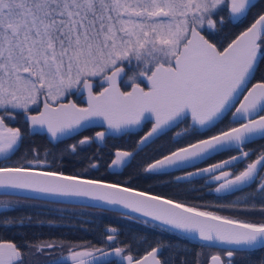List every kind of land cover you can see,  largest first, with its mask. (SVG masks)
<instances>
[{
  "label": "snow or ice",
  "instance_id": "6c2138e0",
  "mask_svg": "<svg viewBox=\"0 0 264 264\" xmlns=\"http://www.w3.org/2000/svg\"><path fill=\"white\" fill-rule=\"evenodd\" d=\"M225 7L236 20L250 9L251 0H0V195L17 197L4 200L3 207L19 203L22 192L40 194L34 199L83 197L119 206L130 220L138 219L131 215L137 213L158 222V227L230 246L227 261L216 253L207 264H234L236 252L264 248V219L229 218L127 185L43 170L36 147L12 159L26 135L9 123L17 114H23L28 132L46 130L53 140L96 120L106 125L94 137L70 145L72 152L151 122L131 150L114 151L108 168L128 167L145 153L137 172L158 176L179 170L183 174L174 177L177 184L192 183L198 176L206 186L214 182L209 190L217 194L245 192V186L256 184L242 203L222 207L264 214V145L258 151L245 147L255 137L264 139V82L247 87L258 54L264 55V12L222 46L208 33L220 31L224 17L216 16ZM73 96H86V106L69 99ZM228 113V123L217 128ZM188 117L181 140L172 137L156 144ZM213 128L211 135H203ZM193 135L197 139H190ZM150 147L153 154L146 152ZM225 152L235 154L196 167ZM89 160V167L99 166L94 157ZM189 167L195 171H184ZM149 219L139 222L147 225ZM117 231L107 227L106 240L114 241ZM171 247L157 240L135 258L127 244L96 246L53 238L26 241L21 249L0 240V264H24L26 256L38 255L48 258L46 264H170L160 253ZM57 249H67V256L56 255ZM200 256L195 254L193 264H202ZM179 264L188 261L180 258Z\"/></svg>",
  "mask_w": 264,
  "mask_h": 264
},
{
  "label": "trees",
  "instance_id": "16d2710c",
  "mask_svg": "<svg viewBox=\"0 0 264 264\" xmlns=\"http://www.w3.org/2000/svg\"><path fill=\"white\" fill-rule=\"evenodd\" d=\"M262 12H264V0H258L251 5L241 19L232 23L227 8H222L216 16L217 20H219L220 16L224 17L223 24L219 25L220 31L209 32L208 35L214 42H219L222 46H226L230 39L235 38L236 35L250 26ZM257 63V73L264 71V57L260 61L257 60ZM127 71L129 74L132 72L131 68L127 69ZM256 76L257 74H255ZM72 98L80 104L78 98L74 96ZM149 127L150 123H146L141 132L137 134H127L118 139L107 138L102 148L92 143L87 146H78L75 152L69 150L68 142L53 146L47 144L42 137L25 135V145L19 149L17 154L20 156L27 154V149L36 147L40 149V159L48 163L46 167H40L43 170L60 171L67 175H80L85 178L103 179L108 182L127 185L150 194L179 199L189 205L205 208L229 218L247 219L255 222H260L264 219V214L259 211L241 212L222 207L223 205L242 203L246 197V192L251 191L255 187H246L245 192L218 195L214 191L209 190L210 185L208 182L206 186L205 181L201 179L193 180L192 183H175L174 177L179 175L178 172H170L169 174L158 176L139 173L136 171V166L145 153L137 156L136 160L132 161L121 172L109 173L107 164L110 162L112 152L117 148L131 150L134 142ZM95 131L96 129L84 131L73 137L69 145L77 144L82 137H92ZM180 133V136H175L176 140H181L180 137L182 134L184 135V131ZM211 134L212 132H208L204 136ZM194 136H191L190 139L193 140ZM172 137L174 135L169 136L167 133L158 138L156 144L168 141ZM152 147L155 146L153 145ZM152 147L146 149L148 154H153ZM92 157L99 162V166L96 169L89 167V158ZM29 158L31 157L29 156ZM0 198L10 201L17 199V197H5L3 195H0ZM19 201V203L10 204L13 206L11 209L0 213V240L15 242L21 249H25L26 241L35 242L53 238L66 242L81 244L90 242L96 246H103L104 244H110L106 241V235L108 234L106 229L111 226L118 230L116 233L119 234L117 240H119L120 244L130 245L131 253L136 256L144 255L146 250H150L149 244L154 245L157 240H160L166 245H172L171 248L162 249L160 253L161 258L169 260L170 264L173 260L176 261V264H179L180 258L186 259L188 264H193L196 248L202 250V264H207L210 258H207V254L211 252L214 254L220 253L222 259H225L223 253L227 249L192 240L164 227H158L151 222L147 224L149 227L145 225L143 227L138 224L143 219L138 217V219L130 220L126 216L121 215L120 212L112 210L34 199L26 196H20ZM6 220L13 222L5 223ZM49 221H52V223H49ZM140 237L145 239L141 240ZM65 250L67 249L63 251ZM177 250L179 255H177ZM27 259H31L34 264H46L39 258L33 260L28 257ZM232 259L234 264H260V261L264 260V248L236 252Z\"/></svg>",
  "mask_w": 264,
  "mask_h": 264
},
{
  "label": "flooded vegetation",
  "instance_id": "af4514ba",
  "mask_svg": "<svg viewBox=\"0 0 264 264\" xmlns=\"http://www.w3.org/2000/svg\"><path fill=\"white\" fill-rule=\"evenodd\" d=\"M264 57V55H260V54H258V57H257V60L258 61H260V59H262ZM258 71H257V68H256V70H255V72H254V75H253V77H252V79L250 80V82H249V84H248V88H251L252 87V85L253 84H255V83H258V82H264V71H262V72H259V73H257ZM255 74H257V76L255 77ZM246 92H247V89H245V93L244 94H246ZM75 97V96H74ZM243 96H241L239 99L241 100V98H242ZM79 100V99H78ZM238 103H239V101H237V104H236V106L238 105ZM79 105H81V103L79 104ZM235 109H233V111H234ZM230 117H231V113H228L227 114V116H225L224 117V119L217 125V128H219V127H222L223 125H226L227 123H228V121H229V119H230ZM190 121L187 119V121H185V123H182V124H180L178 127H174V128H172L171 130H169L167 133H168V135L169 136H172V135H174V137H175V134L176 133H180V132H183V129L185 128V126H186V124L187 123H189ZM9 123H10V125L11 126H13V127H16V126H18V127H21L24 131H25V133H26V135H28V136H30V137H35V136H38V137H42V138H44V141L47 143V144H50V145H53V146H58L59 144H61V143H64V142H68L67 143V145L68 146H70L69 144H71V139L73 138H69V139H65V140H62V141H59L58 143H56V144H51V143H49L48 141H47V139H46V137L44 136V135H29L28 134V127H27V124H26V122L24 121V119H23V116H22V113L21 114H17V116H16V119H14V120H9ZM150 126H151V124H150ZM144 127V126H143ZM143 127H142V129H143ZM141 129V130H142ZM149 129H150V127H149ZM148 129V130H149ZM141 130L139 131V132H141ZM147 130V131H148ZM146 131V132H147ZM216 131V128H213L212 129V131L211 132H215ZM96 132V131H95ZM94 132V133H95ZM139 132H137V133H139ZM146 132H144V133H146ZM137 133H134V134H137ZM143 133V134H144ZM166 133V134H167ZM206 133H208L207 131L206 132H203V135H205ZM143 134H141V136L143 135ZM181 134V133H180ZM127 135V134H126ZM126 135H124V136H126ZM163 135H165V134H163ZM163 135H161V136H163ZM140 136V137H141ZM160 136V137H161ZM184 135L182 134V136L180 137L181 139H182V137H183ZM76 137V136H75ZM121 137H123V136H121ZM139 137V138H140ZM159 137V138H160ZM108 138H111V137H108ZM118 138H120V137H118ZM118 138H113V139H118ZM179 138V139H180ZM107 139V138H106ZM195 139H197V135H195L194 137H193V140H195ZM139 140V139H138ZM157 140V139H156ZM24 140H23V143L20 145V148H22L25 144H24ZM70 142V143H69ZM95 144V143H94ZM104 144H105V141H104ZM64 145V144H63ZM96 145V144H95ZM262 145H264V139H261V138H259V137H257V138H255V139H253V140H251V141H249L247 144H246V149H254V150H256V151H258L259 150V148L262 146ZM97 146V145H96ZM104 146V145H103ZM102 146V147H103ZM97 147H99V146H97ZM102 147H99V148H102ZM112 154H113V152H112ZM235 153L234 152H225V153H222V154H220V155H217V156H215V157H213V158H211V159H208V160H206V161H204V162H201L200 164H198L196 167H199V168H203V167H206L207 165H209V164H211V163H213V162H215L216 160H220V159H223V158H225V157H228V156H231V155H234ZM19 156L20 155H18L17 153H16V155L15 156H13L12 157V159L13 160H16V159H18L19 158ZM256 158V155H252V157H251V159H255ZM44 165H41V166H39V167H46L47 165H48V163H46V162H44L43 163ZM245 166V164H241V165H239V167L242 169L243 167ZM192 170H195V168L193 167V168H191V169H187V170H184V171H192ZM176 172H178L179 173V175H181V174H183L181 171H176ZM198 179H201V178H198ZM198 179H195V180H198ZM202 180V179H201ZM193 181V180H192ZM203 181H205V180H203ZM208 184L210 185V187L211 188H214L215 186H216V184L214 183V182H212L211 180H209L208 181ZM251 186H253V187H258V185H256V184H253V185H251ZM245 187H249V186H245ZM217 194V193H216ZM219 195V194H218ZM3 200L4 199H1L0 198V205H3ZM260 203V201L257 199V204H259ZM9 206H12V205H9ZM13 207V206H12ZM7 211V210H6ZM2 212H4V211H2ZM1 213V212H0ZM139 225H141V226H143V225H145V224H141V223H138ZM145 226H148V225H145ZM144 227V226H143ZM149 227V226H148ZM113 235L116 237V239L114 240V241H112V242H109V241H107L108 243H110L111 245H112V247H117V246H123L122 244H120V242H119V240H117V238H118V236H119V234L118 233H113ZM107 250V249H106ZM196 253L197 252H199V253H201V256H200V260H201V262H202V250L199 248H196V251H195ZM195 253V254H196ZM61 254H63V255H65V256H67V250H65V251H63V253H61V251H60V249H57L56 250V255H61ZM127 254H129L128 252H125V255H127ZM132 254V253H131ZM133 255V254H132ZM135 258H139L140 256H143V255H138V256H136V255H133ZM223 256L225 257V252L223 253ZM26 258H28V256H26L25 257V260H24V264H34V262H32L31 261V259H27L26 260ZM30 258H32L33 260H35V259H37V258H39L40 260H42L43 261V263H46V260L48 259V258H46V257H44V256H42V255H38V256H35V257H30ZM111 259H115L114 257L113 258H111ZM225 261H226V258L224 259ZM68 264H70V261L68 262Z\"/></svg>",
  "mask_w": 264,
  "mask_h": 264
},
{
  "label": "water",
  "instance_id": "95a60500",
  "mask_svg": "<svg viewBox=\"0 0 264 264\" xmlns=\"http://www.w3.org/2000/svg\"><path fill=\"white\" fill-rule=\"evenodd\" d=\"M257 1H258V0H251V5H253V4L256 3ZM228 13H229V12H228ZM241 18H242V17H240L239 19H241ZM257 18H258V17H257ZM239 19H236V20H232V19H230V20H231L232 23H235V22L238 21ZM253 22H254V21H253ZM257 65H258V63L256 62V65H255V67H254V71L252 72V75H251L250 80L252 79V77H253V75H254V72H255V70H256V68H257ZM246 94H247V92H246ZM246 94H245V95H246ZM76 98L79 99V102L81 103V106H86V96H85L84 98H80V97H76ZM69 99H72V100H73L72 97H69ZM242 99H243V97L241 98V100H242ZM73 101H74V100H73ZM64 102H66V101H64ZM74 102H75V101H74ZM238 106H239V103H238L237 107H238ZM22 116H23V114H22ZM23 119H24V121H25V118H24V117H23ZM188 120L190 121V117H188ZM146 123H150V124H151V122H146ZM146 123H144V124L142 125V127H143ZM27 127H28V126H27ZM105 127H106V125H103V122H102V121H100V120H96L94 123L90 124L88 127L83 128V129H80L79 132L73 133V134L70 135V136L62 137V138L57 139V140H53V139L47 134L46 130L40 132L39 134L30 133V132H28V134H29V135H44L49 143H51V144H56V143H58L59 141H62V140H65V139H69V138L75 137V136H77V135L83 133L84 131H86V130H88V129H96V132H97V131H103ZM142 127H141L139 130H135V131L129 132V133H127V134H134V133H137V132H139V131L142 129ZM174 127H175V126H174ZM174 127H171L170 129H168L167 132H168L169 130H171L172 128H174ZM150 128H151V126H150ZM149 130H150V129H149ZM149 130H148V131H149ZM205 132H206V131H205ZM94 134H95V133H94ZM94 134L92 135V137H94ZM144 134H145V133H144ZM144 134H143V135H144ZM124 135H126V134H123V135H114V136H110V137H111V138H118V137H121V136H124ZM143 135H142V136H143ZM162 135H163V134H162ZM255 138H257V137H255ZM255 138H254V139H255ZM95 144H96L97 146H99V147H102V146L104 145V141H103V142L97 141ZM114 151H115V150H114ZM114 151H113V153H114ZM200 163H201V162H200ZM200 163H198V164H200ZM198 164H197V165H198ZM42 165H44V164H42ZM197 165H196V166H197ZM40 166H41V165H40ZM191 168H193V167H189V168H187V169H191ZM94 169H96V168H94ZM123 169H124V168H121V169H114V168H113V169H110V168L107 167V171H108L109 173H119V172H121ZM187 169H185V170H187ZM176 171H179V170H172V171H170V172H176ZM192 171H195V170H192ZM181 175H182V174H181ZM198 178H200V177L197 176V177H193V178H191V179H192V180H195V179H198ZM14 191H17V190H14ZM149 194H150V193H149ZM39 195H40V194H37V193L22 192L20 196H26V197H33V198H34V197H37V196H39ZM41 199L52 200V201H58V202H64V203H69V204L79 205V206L94 207V208L104 209V210H112V211H116V212H120V213L127 212L126 209L120 208L119 206H110V205L103 204V202H100V201H93V200H89L88 198H83V197H52V196H49V197H44V198H41ZM11 208H12V206H9V207L5 208V207H3V205H0V212H2V211H6V210H9V209H11ZM131 215H132V216H135V217H138V218H140V219H149V218L139 217V214H137V213H131ZM149 222L158 225V222L151 221L150 219H149ZM164 228H166V227H164ZM166 229H167V228H166ZM169 230H171V231H173V232H176V233H178V234H181V235H183V236H185V237H187V238H190V239H192V240H195V241H198V242H201V243L207 244V245H211V246H215V247H220V248H224V249H227V250H228L229 247H230V246H227V245H213V244H208L207 242L200 241L199 238H198V236H193V235H190V234H185V233H182V232H180V231H178V230H174V229H169ZM258 248H259V247L255 248V249H258ZM249 250H254V249H249ZM111 258H113V257H109V259H111ZM225 258H226V261L229 259V258L226 256V254H225Z\"/></svg>",
  "mask_w": 264,
  "mask_h": 264
},
{
  "label": "rangeland",
  "instance_id": "374dc122",
  "mask_svg": "<svg viewBox=\"0 0 264 264\" xmlns=\"http://www.w3.org/2000/svg\"><path fill=\"white\" fill-rule=\"evenodd\" d=\"M131 70H132V69H131ZM196 207H197V206H196ZM198 208H200L201 210H207V209H205V208H201V207H198ZM207 211H209V210H207ZM211 254H214V253L211 252V253L207 254V258H209ZM202 262H203V261H202Z\"/></svg>",
  "mask_w": 264,
  "mask_h": 264
}]
</instances>
